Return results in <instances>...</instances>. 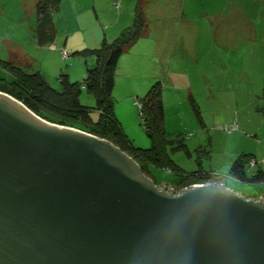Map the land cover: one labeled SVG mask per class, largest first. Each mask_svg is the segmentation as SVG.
Here are the masks:
<instances>
[{
  "label": "water",
  "instance_id": "obj_1",
  "mask_svg": "<svg viewBox=\"0 0 264 264\" xmlns=\"http://www.w3.org/2000/svg\"><path fill=\"white\" fill-rule=\"evenodd\" d=\"M0 264H264V199L158 187L0 92Z\"/></svg>",
  "mask_w": 264,
  "mask_h": 264
},
{
  "label": "rangeland",
  "instance_id": "obj_2",
  "mask_svg": "<svg viewBox=\"0 0 264 264\" xmlns=\"http://www.w3.org/2000/svg\"><path fill=\"white\" fill-rule=\"evenodd\" d=\"M37 1L0 0V61H15L16 65L30 75L38 71L37 65H33L31 58H37L36 61L42 58L43 61H50L52 71L55 64L54 59L49 60L51 54L46 53L47 50H42L40 46L38 48L34 37ZM80 1L84 7L89 6L87 4L89 0ZM135 1L133 0L137 6L138 1ZM121 2L122 0H96L98 19H95L92 10L85 12L81 19L84 24H92L95 19V24L92 25L106 30L105 27L114 21L118 13L113 5L115 3L121 5ZM61 7H65L64 14L66 10H69L75 15L77 2L62 0ZM140 9L145 11L144 19L147 24H157L161 18L167 20L168 24H182L177 39L181 34L180 39L188 38L190 31H194L195 25L198 28L201 24H206L209 29L208 35L206 33L208 41L202 42L198 49V66L204 71V76H196V84L200 82L199 86L201 83L203 85L200 93L207 92L206 89L211 90L214 104L209 105L206 97L201 95V114L205 127L200 126L193 113H191V121L183 118L181 125H185L186 128L180 126L179 119L170 116L171 122L168 123L170 131L167 132L182 133L192 154L191 158L183 152L171 154L172 159L185 172L192 173L198 170L197 160L200 158L199 161L206 172L223 175V178L218 181L212 180L194 186L222 185L233 192L241 191L240 195L245 198L264 195V183L254 186L241 185L227 177L232 164L243 154L254 156L257 162L248 168L249 177L259 170L264 172V0H145ZM54 14L57 31L60 34L66 32L67 24L72 18L66 22L69 15L65 17L63 15L60 18L57 12ZM69 25L74 28L78 24L75 21V24ZM185 47V44L181 45L182 50ZM17 51L20 52L18 55ZM79 57L73 56L66 59L61 69L62 74L68 75L67 72L71 70L67 68V65L71 60L79 59ZM21 60L25 61L27 66ZM20 63L25 67H22ZM72 71L70 76H67L70 83H81L84 76L79 78ZM59 73L46 77V82L55 91L61 90ZM0 79H9L1 68ZM155 83H159L158 80ZM199 86L195 92L196 95L199 93ZM123 95L122 91L117 94L116 90L112 95L114 112L119 123H121L119 115L123 116V119L130 118L128 105L126 108L124 106ZM79 102L87 108L96 106L95 98L85 90L82 91ZM139 104V101H136L137 107ZM137 107L136 122L128 124L131 120L128 119L125 122L127 128L124 126L126 129L124 132L134 147L148 150L151 147V140L143 130ZM192 108L190 100L189 112L193 111ZM180 127L183 129L182 132L177 130ZM231 127L236 130L226 132ZM128 129L131 136L127 134ZM134 136L136 139L133 138ZM208 140H213V152L208 146ZM199 146L210 151V158L203 153H196L195 149ZM154 173L163 181L172 180L168 172L154 171ZM161 185L159 187L168 186Z\"/></svg>",
  "mask_w": 264,
  "mask_h": 264
},
{
  "label": "trees",
  "instance_id": "obj_3",
  "mask_svg": "<svg viewBox=\"0 0 264 264\" xmlns=\"http://www.w3.org/2000/svg\"><path fill=\"white\" fill-rule=\"evenodd\" d=\"M36 11L37 44L43 47L51 43L55 37L52 25L53 14L59 11L62 0H38ZM115 11L120 10V4L113 5ZM146 29V22L139 10H136L132 26L122 31L119 37L107 42L94 51L73 56H91L93 67H87L81 83L71 84L68 77L60 75V91L52 89L36 72L28 74L14 62L0 61V68L9 76L8 80L0 79V92L9 95L23 104L30 112L42 120L57 126L75 129L88 133L100 140L112 144L126 154L138 166L141 174L150 179L156 186H167L175 192L190 186L205 184L212 180L218 181L223 175L206 172L200 158L197 160L198 170L185 172L172 159L171 154L185 153L191 158L187 144L182 135H172L165 128V109L163 102V88L155 83L147 94L139 99L142 127L151 140V147L142 150L133 146L132 141L125 134L114 112L112 95L115 89V74L120 58L125 50L137 42ZM85 90L96 100L94 108H87L80 104L79 98ZM193 113L200 126H203L201 112L191 99ZM196 153H203L210 158V151L200 146ZM253 156L241 155L232 164L227 177L240 183L259 185L264 182V173L257 171L249 177L248 168ZM154 171L168 172L170 181L161 180ZM250 173V172H249ZM236 192V191H234ZM237 193V192H236Z\"/></svg>",
  "mask_w": 264,
  "mask_h": 264
},
{
  "label": "crops",
  "instance_id": "obj_4",
  "mask_svg": "<svg viewBox=\"0 0 264 264\" xmlns=\"http://www.w3.org/2000/svg\"><path fill=\"white\" fill-rule=\"evenodd\" d=\"M144 1L145 0H136V6V3H134L133 0H122L120 10L117 11L118 13L115 15L114 21L110 23L108 27H105L106 30L98 28L96 25H92L95 24V19H98L96 0H89L87 3L89 4L88 7H84V4L80 0H76L77 10L75 11V15L70 13L69 10H66L64 14L65 7H61V2L59 11L57 12L60 15V18H62L63 15L64 17L69 15L65 21L68 22V20L72 18L71 21H69V24H75L76 21L78 25L74 28H71L70 25L67 24L68 28L66 32H62L60 34L56 29V20L54 17L55 14H53L52 25L55 32V37L51 43L40 48L42 50H47L46 53L51 54V56H49V60L54 59L55 61L53 66L54 71L50 69V61H43V58L40 61H36L37 58L34 57L31 58V61L33 65H37V73L42 77V79L45 80V82L47 76H54L56 72L57 74L60 72L59 74L61 75V69L65 61L61 55L62 52H66V54L72 58L75 54L78 55L97 50L104 40L107 42L116 40L122 31L132 26L135 17L134 13L136 10L140 11L142 18L145 21V11L144 9L143 11L140 9V6ZM154 6L153 8H155ZM91 10L95 15V19L92 21V24H84L81 18L85 12ZM181 25L182 24H168L167 20L162 18L157 24L146 23V29L142 37L137 42L129 46L120 58L115 74V79H118L115 83L114 90L117 91V94L119 91L124 93V106L126 108L128 105V110L130 111V118L128 119L131 120L128 124H132V122L134 124L136 122V101H139V99L143 98L147 94L156 80L162 84L163 88L166 131H170L168 128V123L171 122L169 121L171 115L175 119L180 120V126L182 127L185 126L181 125L183 124L184 117L185 119H189V121L192 120L191 113L193 112L191 110L189 112L191 98L196 101L200 112L202 110L200 103V101H202V96L204 98L206 97L209 105L214 104L211 90L206 89L207 92L200 93L201 87H203V85L201 83V86H199L200 82L196 84V76H204V71L198 66V49L202 42L208 41V39H206V33L207 35L209 33L208 25L201 24L198 28L195 25L194 31H190L188 38L180 39L182 37L181 34V36H179L177 39L178 35L180 34L179 29L181 28ZM34 37L36 38L37 42L36 25L34 27ZM182 44L186 45L183 50L181 48ZM19 53L20 52L17 51L16 54L18 55ZM22 61L23 60H21V62ZM14 63L16 62L14 61ZM23 63L27 66L25 61H23ZM25 65L22 64V67H25ZM93 65V57L88 55H80L79 59L71 60L70 64L67 65V68H69L71 71L73 70L72 72L76 73L79 78H82V76H85L87 67L89 68ZM19 68L21 69V67ZM70 72H67L69 76ZM198 86L199 93L196 95L195 92ZM119 117L121 118L119 120H121L120 122L122 128L125 131L126 129L124 126L126 127L125 122L128 119H123V116L121 117V115H119ZM202 122V127H205L203 117ZM182 127L177 130H181L180 132H182ZM129 130L130 129H128L127 134L131 136V132ZM181 134L182 133L172 135L177 136ZM133 138L136 139L135 136ZM208 146H210V150L213 152V140H208ZM251 159L253 160L252 162H254V164H257L254 156ZM259 171L263 172L262 170ZM231 181L236 184L253 186L251 184L240 183L234 180ZM236 192L241 194V191ZM247 198H252L255 200H258L259 198L264 199V195L248 196Z\"/></svg>",
  "mask_w": 264,
  "mask_h": 264
},
{
  "label": "built area",
  "instance_id": "obj_5",
  "mask_svg": "<svg viewBox=\"0 0 264 264\" xmlns=\"http://www.w3.org/2000/svg\"><path fill=\"white\" fill-rule=\"evenodd\" d=\"M62 57L66 60V59L69 58V55L66 54V52H63V53H62ZM138 108H139V111H141L142 106H141V105H138ZM251 164H253V163H251Z\"/></svg>",
  "mask_w": 264,
  "mask_h": 264
},
{
  "label": "clouds",
  "instance_id": "obj_6",
  "mask_svg": "<svg viewBox=\"0 0 264 264\" xmlns=\"http://www.w3.org/2000/svg\"><path fill=\"white\" fill-rule=\"evenodd\" d=\"M234 130V127H231L230 129L226 130V132H233ZM200 185V184H199ZM202 186V185H201ZM193 187H198V186H193ZM191 188V187H190ZM188 189V188H187ZM261 199V198H260Z\"/></svg>",
  "mask_w": 264,
  "mask_h": 264
},
{
  "label": "bare ground",
  "instance_id": "obj_7",
  "mask_svg": "<svg viewBox=\"0 0 264 264\" xmlns=\"http://www.w3.org/2000/svg\"><path fill=\"white\" fill-rule=\"evenodd\" d=\"M251 163H253V164H254V162H251ZM251 163H250V164H251ZM250 166H251V165H250Z\"/></svg>",
  "mask_w": 264,
  "mask_h": 264
}]
</instances>
